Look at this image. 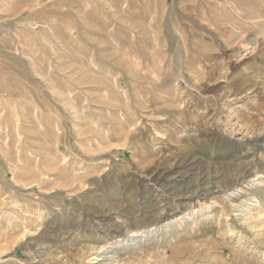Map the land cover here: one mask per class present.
Segmentation results:
<instances>
[{
	"label": "rangeland",
	"instance_id": "rangeland-1",
	"mask_svg": "<svg viewBox=\"0 0 264 264\" xmlns=\"http://www.w3.org/2000/svg\"><path fill=\"white\" fill-rule=\"evenodd\" d=\"M92 256L264 264V0H0V264Z\"/></svg>",
	"mask_w": 264,
	"mask_h": 264
},
{
	"label": "bare ground",
	"instance_id": "bare-ground-1",
	"mask_svg": "<svg viewBox=\"0 0 264 264\" xmlns=\"http://www.w3.org/2000/svg\"><path fill=\"white\" fill-rule=\"evenodd\" d=\"M90 259L91 260L89 262H87V264H95V261H96L97 258H95V257L92 256V258H90Z\"/></svg>",
	"mask_w": 264,
	"mask_h": 264
}]
</instances>
